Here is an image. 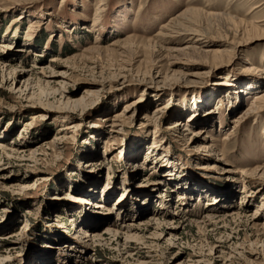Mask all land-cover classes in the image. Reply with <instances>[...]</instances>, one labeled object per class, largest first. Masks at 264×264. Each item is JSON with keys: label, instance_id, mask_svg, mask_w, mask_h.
I'll list each match as a JSON object with an SVG mask.
<instances>
[{"label": "rangeland", "instance_id": "1", "mask_svg": "<svg viewBox=\"0 0 264 264\" xmlns=\"http://www.w3.org/2000/svg\"><path fill=\"white\" fill-rule=\"evenodd\" d=\"M262 93L264 0H0V264H264Z\"/></svg>", "mask_w": 264, "mask_h": 264}, {"label": "bare ground", "instance_id": "2", "mask_svg": "<svg viewBox=\"0 0 264 264\" xmlns=\"http://www.w3.org/2000/svg\"><path fill=\"white\" fill-rule=\"evenodd\" d=\"M255 7H257V6H255ZM254 7V8H255ZM254 8H252V9H254ZM189 46V45H188ZM255 66L253 67V65H252V67H251V65L249 64V65H247L246 66V68L244 67L241 71H242V73L243 72H247V73H249L250 71H252V70H254L255 71ZM261 96H264V93H262L261 94ZM258 99V98H257ZM1 145H3V143H0ZM199 191V190H198ZM124 192V191H123ZM122 192V193H123ZM105 193H108L107 191L105 192ZM102 195H104V190H103V194ZM180 197L181 198H183V193L180 195ZM215 201L214 202H211V203H209V205L210 206H212V205H215L216 203H218L219 201H220V197L218 198V195L217 196H215V198H213ZM100 206V205H99ZM174 213V212H173ZM177 212H175V214H174V216H172L171 217V219L170 220H176L177 219ZM92 215L91 214H89V216L87 217V218H90ZM81 229V228H80ZM83 232H84V236L83 237H86V235L88 236V232L85 230H83Z\"/></svg>", "mask_w": 264, "mask_h": 264}]
</instances>
